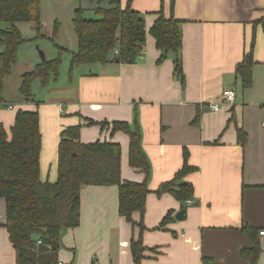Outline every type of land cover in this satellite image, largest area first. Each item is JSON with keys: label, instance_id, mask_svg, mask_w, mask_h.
Returning <instances> with one entry per match:
<instances>
[{"label": "crops", "instance_id": "0c3cea01", "mask_svg": "<svg viewBox=\"0 0 264 264\" xmlns=\"http://www.w3.org/2000/svg\"><path fill=\"white\" fill-rule=\"evenodd\" d=\"M119 1L126 6L129 0ZM79 2L86 13L111 5V0ZM42 3L43 26L54 23L47 35L54 33L59 22L58 43L66 47L60 22L62 14L66 17V9L63 13L59 4L49 11L46 0ZM132 6L144 14L147 28L146 46L134 63L113 60L81 65L70 73L69 52L63 63L68 75L61 71L58 79L43 89L36 81L34 100H26L20 92L21 76L43 61L27 41L7 77L0 121L11 133L19 109L39 112L43 180L58 177L62 131L82 125L83 143H120L122 179L141 182L144 173L129 163L128 134L113 132L112 124H88L89 119L131 123L137 107L143 148L151 164L146 212L143 217L139 212L133 214L134 220L142 219L146 227L142 239L148 249L142 264H249L241 250L252 246L253 241L241 228L249 224L264 230V0H174L173 7L172 0H132ZM77 7L76 2L67 7L69 26H73ZM161 10L166 18L174 15L181 22L184 80L175 72L173 53L158 63L161 51L150 28ZM24 24L19 23V28L26 37ZM4 26L0 22V27ZM72 30L75 33L74 27ZM74 35L72 51L78 47ZM253 40V84L244 89L236 68ZM55 57L53 50L51 58H46ZM229 88L237 93L234 103L222 101L223 91ZM215 104L219 110L212 108ZM238 127L247 133L244 146L238 142ZM185 150L188 163L194 167L185 177L195 189L192 204L171 193L156 192L183 167ZM183 209L185 218L179 220L176 215ZM169 212L173 220L165 229H158ZM6 220V202L0 198V264H18ZM140 234L139 226L119 213L117 185H83L80 224L65 232L59 262L134 264L131 241ZM260 242L258 264H264L261 233Z\"/></svg>", "mask_w": 264, "mask_h": 264}, {"label": "trees", "instance_id": "16d2710c", "mask_svg": "<svg viewBox=\"0 0 264 264\" xmlns=\"http://www.w3.org/2000/svg\"><path fill=\"white\" fill-rule=\"evenodd\" d=\"M94 1L101 3L103 0ZM95 12L100 17L87 18L86 9L81 4L74 10L73 27L78 47L76 51H70L55 41L59 22H56L53 36L44 32L42 0H0V22L9 23L8 26L0 27V105L5 102V83L18 62L19 49L29 40L49 38L59 54L53 59L46 58L33 70L22 74L20 92L26 100H34L33 85L36 81L46 86L58 79L62 56L66 52L71 54L70 73L81 65L107 64L113 60L134 63L147 43L144 14L133 8L132 0L126 6H122L119 0H111L109 7H98ZM158 14L150 28L156 46L161 51L158 63L173 53L175 72L184 80L181 22L174 15L166 18L162 10ZM21 22L34 25V37L23 35L19 28ZM253 49L254 40L249 52L236 68L244 89L253 84V67L256 63ZM113 52H116L114 57ZM88 124H99L102 127L112 124L113 132L122 130L128 134L129 163L144 173L143 181L123 180L121 144L102 140L83 143L80 139L82 125L69 126L62 131L58 147V177L55 181L43 180V139L39 112L19 109L11 133L0 121V198L6 202L5 226L15 247L18 264H59L65 232L80 224L81 188L90 184L118 186L119 213L141 230L139 237L131 241L134 264H142L146 257L148 248L142 239L146 227L142 219L137 222L133 218L134 212H139L142 217L146 212L151 176V164L142 143L138 109L135 108V120L131 123L89 119ZM238 142L243 146L247 142V133L241 127H238ZM184 158L183 167L173 179L159 186L156 191L158 195L171 193L183 203L195 197L193 184L185 179L194 170L188 163L187 150ZM171 220L173 216L169 212L157 228L165 229ZM241 230L253 241L252 246L241 250V256L249 264H258L262 252L260 227L244 224Z\"/></svg>", "mask_w": 264, "mask_h": 264}, {"label": "rangeland", "instance_id": "374dc122", "mask_svg": "<svg viewBox=\"0 0 264 264\" xmlns=\"http://www.w3.org/2000/svg\"><path fill=\"white\" fill-rule=\"evenodd\" d=\"M76 2V4H77V6H79L80 5V2H79V0H46V6L47 7H49L50 6V8H48L49 9V11H51L52 10V6H54V5H59L60 4V7L62 8V11L64 10V9H66V17H65V15L64 14H62V18L63 19H59L60 20V22L62 23V25H63V27H62V31H63V33H64V38H65V40H66V42H67V44L68 45H66V47L70 50V51H72V49H71V42H72V38L73 37H75V33L73 32V30H72V28H73V26H69V23H67L68 21H69V8H67V7H71L74 3ZM64 8V9H63ZM65 11H63V13H64ZM51 14V13H50ZM86 17L87 18H98V17H100V15H98V14H96L94 11H91V12H88V13H86ZM5 26H8L9 25V23L8 22H2ZM45 25V24H44ZM72 25V24H71ZM4 26V27H5ZM24 32H25V34H26V37H28V38H30V37H34V35H35V32H34V30L32 29V26H31V24L29 23V22H25V24H24ZM53 26H54V23H50L48 26H44V32L47 34V32L49 33L50 31L52 32V30H53ZM70 29V30H69ZM46 30V31H45ZM49 36H53V33H51V34H49ZM59 38H58V36H56V38H55V41L58 43L59 41ZM30 42H28V46L30 47V50L31 49H35V51H37V53H39V55H40V51H43L44 53H45V55H46V57L48 56V58H51V54H52V51L54 50L55 51V53H56V57L58 56V54H59V50L57 49V47L55 46V44H54V42L52 41V40H50L49 38H42V39H39L38 41H31V40H29ZM29 49V48H28ZM26 52H27V50H26ZM23 53H25V50H24V52ZM67 53L68 52H66V53H64L63 54V56H62V65H61V68H60V73H61V71L64 73V75L65 76H67L66 74H65V69H64V67H65V65H64V67H63V63H64V58L65 57H67ZM40 57H41V55H40ZM66 63V65H67V71H68V68H69V65L67 64V62H65ZM62 69V70H61ZM60 76V75H59ZM66 78V77H65ZM53 81V80H52ZM51 81V82H52ZM50 82V83H51ZM39 83H40V87H44V85L39 81ZM47 86V85H46ZM45 86V87H46ZM34 87H35V84L33 85V93H36V87H35V89H34ZM43 87H42V89H43ZM47 95V93H45L44 94V96H46Z\"/></svg>", "mask_w": 264, "mask_h": 264}, {"label": "built area", "instance_id": "2783aa9c", "mask_svg": "<svg viewBox=\"0 0 264 264\" xmlns=\"http://www.w3.org/2000/svg\"><path fill=\"white\" fill-rule=\"evenodd\" d=\"M236 99H237V93H236L235 89L229 88V89H225L223 91V94H222V101L223 102H225V103H234ZM212 108L214 110H219L220 107H219L218 104H215V105L212 106ZM187 202H188V204H192V203H194V200L193 199H188ZM260 233L264 234V230H261ZM59 264H63V263L59 262Z\"/></svg>", "mask_w": 264, "mask_h": 264}, {"label": "water", "instance_id": "95a60500", "mask_svg": "<svg viewBox=\"0 0 264 264\" xmlns=\"http://www.w3.org/2000/svg\"><path fill=\"white\" fill-rule=\"evenodd\" d=\"M40 55H41V57H42L43 60L46 59L45 53H44L43 51H40ZM117 61H118V60H117ZM185 212H186V211H185L184 209L181 210V211H179V212L177 213V215H176V218L179 219V220L184 219V218H185Z\"/></svg>", "mask_w": 264, "mask_h": 264}]
</instances>
